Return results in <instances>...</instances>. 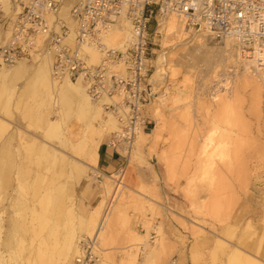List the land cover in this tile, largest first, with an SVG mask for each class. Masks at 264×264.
Listing matches in <instances>:
<instances>
[{"label":"rangeland","instance_id":"rangeland-1","mask_svg":"<svg viewBox=\"0 0 264 264\" xmlns=\"http://www.w3.org/2000/svg\"><path fill=\"white\" fill-rule=\"evenodd\" d=\"M26 1L0 0V44L8 40L9 24ZM180 30L179 38L169 35L167 21L155 39L152 83L159 95L147 108L154 131L146 133L155 138L145 139L142 159L134 145L122 170L110 174L84 164L90 158L85 142L75 152L69 149L68 130L82 133L91 115L80 116L74 103L52 107L44 74L38 75L47 62L52 78L49 55L23 60L22 75H0V264H78L79 243L94 239L82 218L102 199L103 184L110 188L112 211L96 239L92 264H129V257L136 264H172L187 253L193 264H264V84L242 85L246 62L238 61L235 46L223 52L224 42ZM83 54L91 65L103 55L95 61ZM249 74L259 79L254 68ZM224 93L229 99L219 105ZM90 98L93 104L100 100ZM106 105L98 127L112 115ZM47 118L60 124L48 135L43 134ZM213 128L225 138V130L233 135L226 138L233 167H214L207 175L197 155ZM113 136H105V142ZM251 157L254 169L247 166ZM76 166L85 172L74 189ZM122 175L124 188L118 189ZM88 184L98 198L83 208L81 192Z\"/></svg>","mask_w":264,"mask_h":264},{"label":"built area","instance_id":"built-area-1","mask_svg":"<svg viewBox=\"0 0 264 264\" xmlns=\"http://www.w3.org/2000/svg\"><path fill=\"white\" fill-rule=\"evenodd\" d=\"M68 1L73 2V29L61 17ZM174 15L189 32L215 42L231 39L244 60L264 66V0H27L9 24L8 40L0 44V68L44 53L52 59L55 79L81 80L93 99L117 97L106 106L121 125L110 144L120 147L125 158L138 133L148 129L145 112L159 95L152 83L155 39L165 20ZM123 17L131 22V41L124 51L106 50L103 35ZM71 35L74 47L67 43ZM83 45L105 49L101 64H87ZM95 246L94 239L82 241L84 255L77 263L96 261Z\"/></svg>","mask_w":264,"mask_h":264},{"label":"bare ground","instance_id":"bare-ground-1","mask_svg":"<svg viewBox=\"0 0 264 264\" xmlns=\"http://www.w3.org/2000/svg\"><path fill=\"white\" fill-rule=\"evenodd\" d=\"M62 12H63V9H62ZM62 12H61V17L64 18V16L62 15ZM68 16L70 19L73 20L71 14H70V11L68 13ZM52 20L54 21V19H52ZM167 21H168V33H169V35L171 34L175 38H179V34L181 33L180 32L181 28L183 30L187 31L188 33H192V32H189L187 29L184 28V25L181 22V20L175 15L167 18L163 25H165V23ZM69 25H70L71 29L74 28V24L73 25L69 24ZM179 25L181 26V28L179 27ZM199 35L206 37L203 34H199ZM40 38L42 40L43 37H39L38 40H40ZM69 38L72 42L74 41V43L71 45L74 47L76 45V42L74 40V35H71ZM131 39H132L131 22L128 18L123 17L118 23L110 26L109 29L105 32V34L103 35V44H104L106 50H122V51H124L127 48L128 43L131 41ZM223 42L225 44L224 48H223L224 49L223 52H225L227 50V47H231V46L234 47V41H232L231 39H227ZM80 49L84 50L83 52H88L89 54H91V56H92L91 58H93L95 61H96V59L99 58L100 55L103 54L99 64H101L103 59L106 57L105 49L98 48L94 45H83L82 48H80ZM238 54H239V56H237L238 61L246 62L244 64L246 69L244 71V75H243L244 77H243L242 85L243 84L245 85L246 83L247 84L248 83H250V84L255 83L256 86H259L260 83L264 84V66L263 67L259 66L255 60L254 61L244 60L241 57L239 51H238ZM85 57H86L87 64L92 66L91 64H89L86 55H85ZM21 61L25 62L23 60H21ZM21 61H19L14 66H11V67H14V70H12V71H5L6 69H4V67L0 68V75L2 77H4L5 79H10V78L12 79L14 76L19 75L20 72L25 67V64L22 63ZM99 64H97V65H99ZM253 68H254V71L256 72V74L258 75L257 77L259 79H257V80L256 79L253 80L252 79L253 77H251V74H249L250 72L253 73ZM60 81L61 80L55 79L53 77V75L51 78L50 73H49V68H48V71H46L43 75V86L45 87V89L47 91V94H48L50 101L52 100V103H51L52 107L55 108L56 106H59L60 104L62 106H65V105H70V104L74 103L75 109L77 110L76 113H78V114H80V113L81 114L82 113L88 114L89 113L91 115V118L85 123L84 127L82 128V133H81V131L77 132V131H73V130H68V135H67V139H68L67 143L69 144L68 147L70 150L75 152L79 148V145L81 146V143L85 142L86 143L85 145L87 148V154H88V157H90V158L87 160L88 163L84 162V164H86L88 166V168L91 167L93 169H97L96 167H97L98 149L102 143V140L107 135L114 134V136H116L119 132H121V125H120V122L118 121L117 117L111 111L110 112L112 115H109L107 117L108 118L107 121H104L101 124L99 123L100 124L99 127L95 125V122L99 121L101 119L102 113L104 112L103 105H106L108 103L117 102L118 99L116 100L117 97H109V96L105 95V96L100 98L98 103L93 104L91 101V98L88 95L86 88L83 85L81 80H74L73 81L71 79L65 78L62 80V81H65L63 84H60L62 82V81L61 82ZM55 88L59 89L58 93L55 92ZM225 95H226V93H224V96L222 95V97L219 99V103H220L219 105H224L225 102L229 99ZM81 114H80V116H81ZM158 115H159V113H158ZM145 116L149 120V116L147 115V110L145 112ZM159 116H161V115H159ZM77 117H79V116H77ZM59 125L60 124H58L57 122H53L52 120H49L47 118L46 119V125H45V128L43 130V134H46V135L50 134L53 130L58 129ZM214 125H213V127H214ZM0 126H2L1 122H0ZM219 129H220V127H219ZM219 129L213 128V131H211L210 134L207 135V137L204 139V141L202 142V144L200 146L199 155H197L199 157L198 164L200 167L203 168L205 174H207V175H209L210 170L214 167L223 168L226 166L227 167L232 166V164H233L231 159H230V154H231L229 151L230 146L227 143L228 140L226 139V138H228L227 136H231L232 134L228 135L229 132L225 130L224 132L227 135L225 138V137H223V134H221V135L218 134ZM155 132H157V131L155 130ZM144 133H145V131L138 133V135H137V137H136V139L132 145V148L135 145V151H134L135 155L137 157L139 156L141 159H142V146L145 144V141L147 140V138H145L142 135ZM217 135H220V136L218 137ZM237 135H239V133ZM137 138L139 139V141L136 143ZM229 141H230V139H229ZM262 141H263V138H262ZM39 147H40L41 152H43V153L46 152L49 156H56L57 155V152L53 151L49 146H39ZM250 148H251V146H250ZM125 153H128V151ZM125 153H124V155H125ZM59 157H61V155ZM63 157H64L63 160H65V163H67L69 160L67 159L66 156H63ZM252 158H254V157H251V159H249V161L247 162V166L249 169H254L256 166V163L253 161ZM76 167H77L76 172L78 173V174L76 173V175L78 176V178L76 179L75 187L80 184L81 178L84 176V172H85L84 169L83 168L81 169L80 166H76ZM124 172H125V169L123 170L122 174ZM110 178H112V177H110ZM123 180H124L123 175L120 176L119 179L117 180V184H116L117 186L116 187L118 189H120L122 187L124 188ZM102 187H103V189L101 191L102 199L90 211V213H88L87 216L84 215L82 218V221H83L82 224H85L86 226H88L89 232L92 236H94L95 241H96V239H99L101 237V235L106 231L105 226L109 225V221L111 218V211H112V208H110L109 205H107V198L109 197V194H110V188L107 187V184H103ZM70 208H72V207H70ZM70 213L72 216H74L75 211L72 210V211H70ZM260 225H261V223H260ZM86 239H88V238H86ZM86 239H83L82 241H84ZM82 241L79 243V254L76 257V262L79 261V260H77V258L82 257L84 255V252H83L82 247H81ZM221 245H222V243L219 244V246H221ZM74 249H75V247H74ZM152 249L153 248H151V251H150L151 253H153L152 251H154V249L153 250ZM94 252H97L96 248L94 249ZM236 256L240 257L242 255L236 254ZM129 258L131 260V261L129 260L130 261V262H128L129 264H136L135 257H133L132 259H131V257H129ZM244 261H246V260H244ZM253 263H254V261L251 264H253ZM82 264H89V263L84 262ZM246 264H248V263H246Z\"/></svg>","mask_w":264,"mask_h":264},{"label":"crops","instance_id":"crops-1","mask_svg":"<svg viewBox=\"0 0 264 264\" xmlns=\"http://www.w3.org/2000/svg\"><path fill=\"white\" fill-rule=\"evenodd\" d=\"M72 6H73V2L72 1L67 2L64 5V7H63V12H62V15L64 16V18L71 25L74 24V20L69 18L68 13H69V11H70ZM22 63H24L26 66L24 67V70L22 71V73H20V75H22L25 72L26 68H27L26 61L22 62ZM48 68H50V64L47 63V62L43 63L39 67V70H38L39 77L41 75H43L46 71H48ZM64 82L65 81H62L60 84H63ZM152 125H153V120L151 118H149L148 129L143 134L145 136V138L153 135L152 133H153L154 130L152 131ZM148 131H152V133L151 134H146ZM153 137H154V135H153ZM106 138L107 137H105L102 140V143H101V145H100V147L98 149L97 167L96 168H98L100 170V172L103 173V174H110V173H113L115 171L120 170L123 167V165H124V157H123V153L121 151H119L120 147L119 148L118 147L115 148V147H113L110 144V141L109 142H105ZM134 167H137V165H133V168ZM81 180H82V178H81ZM80 183H81V181H80ZM126 183L128 185L127 180H126ZM128 186L130 187V185H128ZM75 188L76 187H74V189ZM97 198H98L97 195L95 194L93 189H90V185L88 184L87 186L84 187L83 191L81 192V199H82L81 206L83 208H87L88 206H92ZM170 199H171V202H170L171 204H176L177 203L176 197L171 196ZM172 264H193V262L190 259V255H188V253H187V254H184V255H179L178 258Z\"/></svg>","mask_w":264,"mask_h":264}]
</instances>
